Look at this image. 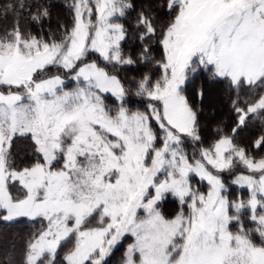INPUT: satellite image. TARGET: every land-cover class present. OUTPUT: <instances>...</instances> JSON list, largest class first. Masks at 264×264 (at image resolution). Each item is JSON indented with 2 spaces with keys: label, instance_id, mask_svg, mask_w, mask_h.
Returning a JSON list of instances; mask_svg holds the SVG:
<instances>
[{
  "label": "snow or ice",
  "instance_id": "1",
  "mask_svg": "<svg viewBox=\"0 0 264 264\" xmlns=\"http://www.w3.org/2000/svg\"><path fill=\"white\" fill-rule=\"evenodd\" d=\"M25 7L37 24L51 16L49 0L0 5V18L14 14L0 28V221L40 225L22 264H107L126 237L122 264H264V157L249 156L234 136L200 148L198 158L186 150L201 142L186 95L200 73L254 97L232 101L234 134L264 118V0H164L160 24L142 9L138 59L159 71L133 81L135 110L115 72L136 63L122 53L127 30L117 22L132 0H72V26H60L59 40L26 31ZM21 139L33 153L25 167L15 160ZM240 165L247 174L233 183L248 196L232 200L220 174ZM193 175L207 181L206 192ZM169 195L178 201L171 216L160 206Z\"/></svg>",
  "mask_w": 264,
  "mask_h": 264
},
{
  "label": "trees",
  "instance_id": "2",
  "mask_svg": "<svg viewBox=\"0 0 264 264\" xmlns=\"http://www.w3.org/2000/svg\"><path fill=\"white\" fill-rule=\"evenodd\" d=\"M43 0H0V5L8 3H24L25 5H38ZM72 0H49L51 16L42 23H35L28 15L29 9L25 7L19 10L20 23L26 31H30L33 35L43 34L45 39L49 33L54 39H61L62 32L60 26L67 28L72 26V11L70 5ZM134 7L128 10L126 16L122 20L126 28V36L122 41L121 50L125 56H131L136 63L133 65L116 66L115 72L129 89V96L126 104L129 108L135 110L141 108L140 98L135 96V84L144 73L158 72L154 63L145 64L138 57L142 51L143 42L139 39L142 29L137 27V18L142 9L150 8L156 16V23L160 24L167 20V15L160 5L164 4V0H132ZM32 12H36L37 8L32 7ZM2 16V12H0ZM14 14H9L6 19L0 18V28L10 26L13 23ZM154 39V38H153ZM151 54L157 59L160 58L161 49L158 44L152 45ZM90 59L99 60L98 54H93ZM111 70V69H110ZM199 88H203V98L197 95ZM186 95L192 105L198 109V119L200 122V143H190L187 147L189 154L196 153L199 157V149L209 147L215 141L224 136H234V143L239 147L246 149L247 154L254 159L264 157V147L256 148L255 141L264 136V118L253 116L247 120L246 125L235 134L233 129L237 126V114L234 111L232 101L237 98L241 101H251L254 97L247 89L234 90L228 87V82L223 79H210L206 73H200L188 85ZM109 104L116 103L115 98L107 96ZM240 106H243L241 104ZM15 160L19 167L28 166L33 162V153L30 141L18 140L15 147ZM247 173L242 165L235 167L231 172L221 173L223 181L228 188L229 198L235 200L237 198L246 199L248 190L234 184V176L236 173ZM194 183L200 185L204 191L208 190V185L197 178L193 179ZM161 208L164 213L174 215L178 210V201L176 199H165ZM38 222H31L28 219H19L13 222L0 221V264H22L24 259V250L29 234L38 228ZM131 243V237L123 239L121 244L117 246L113 254L107 259V264H122V256L127 245ZM60 253L58 259L62 258Z\"/></svg>",
  "mask_w": 264,
  "mask_h": 264
},
{
  "label": "rangeland",
  "instance_id": "3",
  "mask_svg": "<svg viewBox=\"0 0 264 264\" xmlns=\"http://www.w3.org/2000/svg\"><path fill=\"white\" fill-rule=\"evenodd\" d=\"M124 18V17H123ZM123 18H120L117 22H119V23H122V20H123ZM121 44H122V41H121ZM74 86V82H72L71 80H69L68 81V87H73ZM107 96H109L110 94H106ZM111 96V95H110ZM23 167H25V166H23ZM242 172H238V173H236L235 174V176H234V179H235V177L237 176V175H239V174H241ZM244 174H247V173H244ZM221 175V174H220ZM194 178H197L198 180H200V178L198 177V176H195V175H193V177H192V180H191V183H192V185L195 187V188H198L200 191H203V192H206V191H204L202 188H200V185L199 184H197V183H194L193 182V179ZM221 178H222V175H221ZM223 179V178H222ZM202 181V180H201ZM206 184H207V181H204ZM208 185V184H207ZM240 186V185H239ZM242 187V186H241ZM165 199H175L174 197H172L171 195H169V196H167ZM165 199L161 202V204H163V202L165 201ZM161 206V205H160ZM166 214V213H165ZM166 215H168V214H166ZM170 216V215H169ZM19 219H27V218H19ZM18 219V220H19ZM123 241V240H122ZM121 241V242H122ZM121 244V243H120ZM119 244V245H120ZM118 245V246H119ZM108 259V258H107Z\"/></svg>",
  "mask_w": 264,
  "mask_h": 264
}]
</instances>
